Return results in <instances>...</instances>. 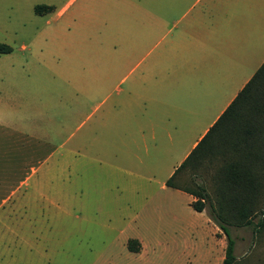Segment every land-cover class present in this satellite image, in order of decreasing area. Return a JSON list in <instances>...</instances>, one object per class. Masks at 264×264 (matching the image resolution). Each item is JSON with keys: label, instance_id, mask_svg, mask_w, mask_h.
I'll return each instance as SVG.
<instances>
[{"label": "rangeland", "instance_id": "374dc122", "mask_svg": "<svg viewBox=\"0 0 264 264\" xmlns=\"http://www.w3.org/2000/svg\"><path fill=\"white\" fill-rule=\"evenodd\" d=\"M130 2L0 0V44L11 48H0V264H201L196 253L212 238L204 216L162 186L171 162L146 155L137 133L143 104L128 95L149 57L142 3ZM41 4L66 7L41 14ZM187 7L165 10L168 36L196 10L184 15ZM216 167L178 173L214 199ZM259 216L229 226L241 262L264 264ZM129 239L143 250L130 251Z\"/></svg>", "mask_w": 264, "mask_h": 264}, {"label": "crops", "instance_id": "0c3cea01", "mask_svg": "<svg viewBox=\"0 0 264 264\" xmlns=\"http://www.w3.org/2000/svg\"><path fill=\"white\" fill-rule=\"evenodd\" d=\"M140 2L142 39L148 46L145 57L149 60L142 83L133 81L128 99L131 106L140 105V101L143 104L145 125L137 132L143 152H153L163 165L168 159L171 162L162 186L170 193L183 195L192 207L195 197L182 188L168 186L167 180L263 63L264 0H207L201 6L200 0H190V5L188 0H131L128 9ZM41 5L46 6L45 13L59 15L66 7L57 10L52 5ZM173 6H188L183 13L187 16L196 9L174 37L168 36L170 29L164 15ZM183 117L185 128L179 121ZM134 134L135 130H126L130 145L136 143ZM179 173L173 178L178 185L183 178ZM199 213L204 216L202 234L210 233L212 238L195 259L201 264H221L225 237L205 211ZM143 247L141 243L140 251ZM234 264L260 263L241 262L236 257Z\"/></svg>", "mask_w": 264, "mask_h": 264}, {"label": "trees", "instance_id": "16d2710c", "mask_svg": "<svg viewBox=\"0 0 264 264\" xmlns=\"http://www.w3.org/2000/svg\"><path fill=\"white\" fill-rule=\"evenodd\" d=\"M45 7L37 5L35 11L42 13ZM0 48L1 52L11 50L6 44H0ZM204 161L217 166L213 173L214 199L203 183H195L192 188L173 182L177 172L188 166L196 169ZM167 185L192 194L195 200L190 205L194 210L200 212L208 207L207 215L226 238L221 264H234V239L229 226L252 224V217L260 213L256 228L264 227L261 206L264 199V61L167 180ZM127 246L133 252L141 249L137 239H129Z\"/></svg>", "mask_w": 264, "mask_h": 264}]
</instances>
